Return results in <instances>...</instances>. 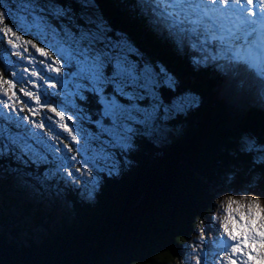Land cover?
Masks as SVG:
<instances>
[{
  "label": "snow or ice",
  "instance_id": "obj_1",
  "mask_svg": "<svg viewBox=\"0 0 264 264\" xmlns=\"http://www.w3.org/2000/svg\"><path fill=\"white\" fill-rule=\"evenodd\" d=\"M110 4L117 17L105 0H0V47L6 40L14 58L0 64V189L57 187L92 202L142 143L166 142L203 94L182 86L151 41L208 76L240 114L259 116L230 146L243 175L207 186L210 200L245 195L224 196L216 231L210 215L200 220L179 264H264V52L253 45L264 39V0Z\"/></svg>",
  "mask_w": 264,
  "mask_h": 264
},
{
  "label": "trees",
  "instance_id": "obj_2",
  "mask_svg": "<svg viewBox=\"0 0 264 264\" xmlns=\"http://www.w3.org/2000/svg\"><path fill=\"white\" fill-rule=\"evenodd\" d=\"M105 5L117 17L110 0ZM147 43L177 72L183 87L203 94L202 106L175 121L178 131L168 143H142L122 164V175L102 182L95 201L82 202L57 187L18 191L5 184L0 189L2 264H179L181 245L195 238L192 230L203 217L210 215L213 231L218 229L220 199L210 200L207 186H222L230 165L243 168L230 146L238 127L256 124L259 116L240 114L237 102L226 91L218 93L208 76ZM5 47L6 40L0 64L10 56Z\"/></svg>",
  "mask_w": 264,
  "mask_h": 264
},
{
  "label": "rangeland",
  "instance_id": "obj_3",
  "mask_svg": "<svg viewBox=\"0 0 264 264\" xmlns=\"http://www.w3.org/2000/svg\"><path fill=\"white\" fill-rule=\"evenodd\" d=\"M0 27H2V26H0ZM26 38H28V37H26ZM4 57H5V59L8 62V59H10V56L6 55ZM177 131H178L177 128L172 127V130H171V133H170V135L168 137V140L165 143H168L169 141H171V139L174 137V135H176ZM230 166H231L230 169L225 170V172H227V175L232 174L233 173L232 170L236 171V168L234 167V165H230ZM225 195H233L235 199H239V197L245 195V193L243 191H240V190H238V192H234V193L232 191H229V194L225 193L224 195H221L219 197V199H220L219 200V208H220V211H221L223 216L226 214L225 213V207L227 206V202H226V200L224 198ZM242 210H244V209H242Z\"/></svg>",
  "mask_w": 264,
  "mask_h": 264
},
{
  "label": "bare ground",
  "instance_id": "obj_4",
  "mask_svg": "<svg viewBox=\"0 0 264 264\" xmlns=\"http://www.w3.org/2000/svg\"><path fill=\"white\" fill-rule=\"evenodd\" d=\"M257 41H259L258 43L256 42L255 43V45H256V47L257 48H260V50L262 51V52H264V47H261V45H264V39H261V38H257Z\"/></svg>",
  "mask_w": 264,
  "mask_h": 264
}]
</instances>
